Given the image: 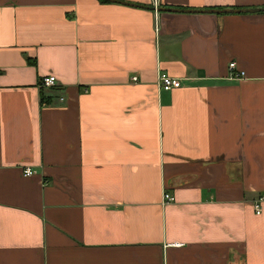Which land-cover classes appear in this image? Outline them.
I'll return each mask as SVG.
<instances>
[{
    "label": "crops",
    "instance_id": "crops-1",
    "mask_svg": "<svg viewBox=\"0 0 264 264\" xmlns=\"http://www.w3.org/2000/svg\"><path fill=\"white\" fill-rule=\"evenodd\" d=\"M260 192L264 11L0 0V264H264Z\"/></svg>",
    "mask_w": 264,
    "mask_h": 264
},
{
    "label": "built area",
    "instance_id": "built-area-1",
    "mask_svg": "<svg viewBox=\"0 0 264 264\" xmlns=\"http://www.w3.org/2000/svg\"><path fill=\"white\" fill-rule=\"evenodd\" d=\"M227 68H228V77L229 78L235 79V78H239L242 75V71L236 69L235 63H233L232 61L228 62ZM132 79H134V77ZM156 80H157L158 87L161 90H163V89L168 90L171 88H176L180 84L179 79L177 80V79L173 78L172 76H170L166 72L158 73ZM54 81H55L54 75L48 74V75L40 77L36 84L39 87L40 86L48 87V86L54 85ZM58 98L60 101L63 100V98H61V97H58ZM22 169H23V174H25V175H29V174L33 173V170L28 168V167H23ZM162 198H163V202L173 200V196L171 194H169L168 192L163 193ZM263 203H264V192H260L255 196V199L253 200V203H252L253 212L258 214L260 205Z\"/></svg>",
    "mask_w": 264,
    "mask_h": 264
},
{
    "label": "water",
    "instance_id": "water-1",
    "mask_svg": "<svg viewBox=\"0 0 264 264\" xmlns=\"http://www.w3.org/2000/svg\"><path fill=\"white\" fill-rule=\"evenodd\" d=\"M112 2H119V3H123V4H127L130 6H137V7H141V8H150V9H154L157 11H161V10H167V11H185V12H189V11H193V12H204V11H210V12H252V11H264V7H233V8H204V9H195V8H179V7H165V6H154V5H140L138 3H134V2H126L123 0H109Z\"/></svg>",
    "mask_w": 264,
    "mask_h": 264
},
{
    "label": "trees",
    "instance_id": "trees-1",
    "mask_svg": "<svg viewBox=\"0 0 264 264\" xmlns=\"http://www.w3.org/2000/svg\"><path fill=\"white\" fill-rule=\"evenodd\" d=\"M27 60V62H31V63H33V60L32 61H30L28 58L26 59ZM42 88V86H40V89ZM54 96V95H53ZM50 97H52V95L50 94V93H48V94H43V92L42 91H40V93H39V100H40V103L41 104H44V103H48L49 101H50Z\"/></svg>",
    "mask_w": 264,
    "mask_h": 264
}]
</instances>
